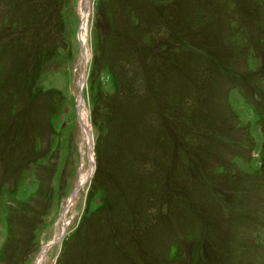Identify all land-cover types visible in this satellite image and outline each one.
Masks as SVG:
<instances>
[{
	"label": "rangeland",
	"instance_id": "374dc122",
	"mask_svg": "<svg viewBox=\"0 0 264 264\" xmlns=\"http://www.w3.org/2000/svg\"><path fill=\"white\" fill-rule=\"evenodd\" d=\"M43 252L264 264V0H0V264Z\"/></svg>",
	"mask_w": 264,
	"mask_h": 264
},
{
	"label": "bare ground",
	"instance_id": "6f19581e",
	"mask_svg": "<svg viewBox=\"0 0 264 264\" xmlns=\"http://www.w3.org/2000/svg\"><path fill=\"white\" fill-rule=\"evenodd\" d=\"M87 18H88V13H85V15H84V21H83V26H82V32L80 33L81 34V39L83 40V43H86L87 42V39H88V36H87ZM86 113L87 112L83 110L81 115H82V120H83V129H84V131L87 134L88 128L86 126L87 125ZM87 176H88V173H83V175L81 176L80 183H84L85 180H86V178H87ZM75 196H76V194H75ZM75 196H72L71 199H74ZM46 249H48V248H46ZM45 258H46L45 257V252H43L41 254V256L38 258L37 264H44L45 263Z\"/></svg>",
	"mask_w": 264,
	"mask_h": 264
},
{
	"label": "water",
	"instance_id": "95a60500",
	"mask_svg": "<svg viewBox=\"0 0 264 264\" xmlns=\"http://www.w3.org/2000/svg\"><path fill=\"white\" fill-rule=\"evenodd\" d=\"M80 33H81V27H80V29H79V36H80ZM81 37V36H80ZM80 42H81V48H82V50H83V53L85 52V50H84V46H83V40L80 38ZM83 81V80H82ZM79 89H80V93H82V89H83V84H80L79 85ZM81 98H80V100H79V102H78V104H77V113H78V119H79V121H80V124L82 125V127H83V121H82V104H83V97H82V94H81V96H80ZM81 185L82 184H79L76 188H75V190H74V192L72 193V195L71 196H75V194H77V192H78V190H79V188L81 187ZM69 205V203L67 202V205H66V207H65V209H64V211H63V213H62V217H64V215H65V212H66V210H67V208L69 207L68 206ZM66 231V224H64V228H63V232L62 233H64ZM61 238V236L57 239V240H54V241H52V242H49V243H47L46 244V248H49L54 242H56V241H58L59 239Z\"/></svg>",
	"mask_w": 264,
	"mask_h": 264
}]
</instances>
